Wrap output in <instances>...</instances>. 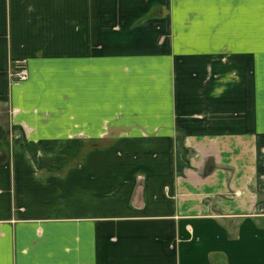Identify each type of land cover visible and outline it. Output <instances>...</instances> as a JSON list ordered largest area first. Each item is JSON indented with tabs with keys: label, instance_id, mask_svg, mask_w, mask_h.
Here are the masks:
<instances>
[{
	"label": "crops",
	"instance_id": "0c3cea01",
	"mask_svg": "<svg viewBox=\"0 0 264 264\" xmlns=\"http://www.w3.org/2000/svg\"><path fill=\"white\" fill-rule=\"evenodd\" d=\"M0 264H264V0H0Z\"/></svg>",
	"mask_w": 264,
	"mask_h": 264
},
{
	"label": "rangeland",
	"instance_id": "374dc122",
	"mask_svg": "<svg viewBox=\"0 0 264 264\" xmlns=\"http://www.w3.org/2000/svg\"><path fill=\"white\" fill-rule=\"evenodd\" d=\"M21 71H23L26 75V79L28 78V70H27V67H26V62L22 59H16L15 61H13L12 63V66H11V69H10V80H11V83H15L14 82V79L13 77H19L21 76L20 73ZM25 79V80H26ZM23 80V81H25ZM21 81V82H23ZM17 83H20V82H17ZM72 133L73 131L69 132L68 134H71L69 136H66V139H70L68 141H61L60 143H62L63 145V148L65 150V152H68V151H71L74 150V149H77V148H81L82 150H84L83 152L85 151H88L92 148V146H94L93 148L94 149H101V150H104L105 147H106V141H92V142H86V141H77L78 143H75L73 142V140L75 139L74 136H72ZM25 137L27 136V129H23L21 131L20 128H18V133H17V136H16V139H21L22 137ZM121 137V136H119ZM107 137H104L102 139H106ZM51 144V143H50ZM31 146L32 148H34V150H32L31 155L33 157V166L36 168V160H37V156L35 155L36 154H39L40 152V149H37V143H31ZM52 150V149H50ZM79 151V150H78ZM38 152V153H37ZM81 153V156L83 157L84 156V153ZM63 160V159H62ZM62 163V161H60ZM101 160L98 161L97 165L99 167V174L97 176L98 178V193H99V201L101 202H109V199H105L101 196H109V195H116V194H122L123 190H122V187H129L130 185L126 184L123 182V179L122 178H118L116 174H106L105 172H108L109 170H111L113 164L112 163H108L107 165H103L102 163H100ZM66 165L68 164H75V161L73 160H67ZM76 165V164H75ZM90 176V175H89ZM93 177V175H91ZM107 176H112V179L111 181L114 183V186L113 188L109 189L108 187V178ZM127 178V177H126ZM140 185H145V182L143 181L142 179V182H139V183H136L134 186L130 187V188H136ZM137 192V190H136Z\"/></svg>",
	"mask_w": 264,
	"mask_h": 264
},
{
	"label": "built area",
	"instance_id": "2783aa9c",
	"mask_svg": "<svg viewBox=\"0 0 264 264\" xmlns=\"http://www.w3.org/2000/svg\"><path fill=\"white\" fill-rule=\"evenodd\" d=\"M20 75L21 76H19V77H13L15 83L21 82V81L26 79V75L23 71H21Z\"/></svg>",
	"mask_w": 264,
	"mask_h": 264
}]
</instances>
